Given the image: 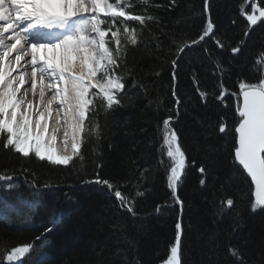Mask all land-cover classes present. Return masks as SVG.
<instances>
[{"label": "snow or ice", "instance_id": "6c2138e0", "mask_svg": "<svg viewBox=\"0 0 264 264\" xmlns=\"http://www.w3.org/2000/svg\"><path fill=\"white\" fill-rule=\"evenodd\" d=\"M179 2L0 0V150L22 161L19 168L0 170V189L16 190L18 185L14 181L19 176L24 177V183L34 194L57 187L51 180L40 183L37 172L25 166L36 162L50 170H68L77 177L88 175L91 169L92 178L80 179V186L96 185L114 201L115 214L100 217L93 225L103 239L90 241L92 255L85 254L77 264H143L138 242L130 231L143 232L140 204L151 193L150 185L161 171L172 201L182 211L185 201L180 198L179 189L189 170L199 164L198 185L209 190L211 200L206 195L205 201L213 206L214 222L227 221L205 241L210 257L218 255L219 234L230 240L244 225L237 198L230 192L238 173L250 180L249 210H264V49L248 68L251 79L237 74V91L224 85V77L232 72L231 64L225 66L222 60L212 58L206 47L202 51L219 83L212 90L202 88L199 75L195 70L192 73L202 105L209 99L223 104L228 97L234 98L236 122L228 168L219 163L220 148L212 142L210 131L215 127L218 134H226L227 121L221 116L215 125L205 126L199 116L189 112L191 100L182 98L178 90L180 60L189 50L211 40L221 50L230 48L233 57L242 53L251 31L264 25V0L241 3L239 11L246 20V28L244 38L235 45L218 34L211 0H202V20L194 38L169 29L157 11L176 8ZM189 12L191 15H182L173 24H187L195 15L194 5ZM137 51L157 58L164 53L161 64L167 63L170 68L173 103L164 109L163 118L152 120L148 116L149 112L160 113L164 101L152 96L138 71ZM168 56L172 58L167 59ZM162 71L163 67L154 75L158 77ZM182 109L185 116L191 115L196 124L205 127L202 140L194 138L189 144L179 127ZM122 110H139L146 125L154 124L151 133L147 126L138 131L155 146L156 156L154 163L137 166L127 177L104 176L102 149L105 143L113 148L112 128L117 123L116 114ZM36 206L35 200L28 201L21 216L30 219ZM166 207V201L157 203L149 214L159 215ZM53 230L54 225L45 227L34 241L16 245L6 237L0 238V264H30L29 257L47 245V236ZM184 234L183 222L177 220L174 239L161 264H187ZM225 247L229 264H245L239 246L228 243ZM129 251L133 253L131 259ZM34 264L42 262L37 258ZM214 264L222 262L217 259Z\"/></svg>", "mask_w": 264, "mask_h": 264}, {"label": "trees", "instance_id": "16d2710c", "mask_svg": "<svg viewBox=\"0 0 264 264\" xmlns=\"http://www.w3.org/2000/svg\"><path fill=\"white\" fill-rule=\"evenodd\" d=\"M156 2L167 4L168 0H156ZM246 2L247 0H211L217 32L225 36L232 45L244 38L246 20L241 16L239 8L241 3ZM193 5L195 15L188 23L174 25L175 19L182 15H191L189 8ZM201 10L202 0H180L178 7L161 8L157 11V15L162 17L163 23L177 35L187 34L188 37L194 38L201 24ZM233 21L235 24L232 23ZM203 47L209 49L212 58L222 60L225 66L231 64L232 72L224 77V85L231 91H237V74L243 73L251 79L252 74L248 68L257 57V53L264 49V25H258L251 31L246 47L237 57L232 56L230 48L221 50L213 41L208 40L201 47L189 50L180 60L178 90L182 98L191 100L189 112L199 116L205 122V126L207 123L215 125L221 116L228 123L229 131L226 134H218L215 127L210 130L212 142L220 148L219 163L222 168H228L231 166L230 153L234 142L235 101L233 97H228L223 104L215 99H209L206 105L200 103L191 79L193 70L199 75L202 88L212 90L219 83L218 78L212 75L211 62L202 51ZM159 56L160 58H157L155 55H144L142 51L135 52L137 69L144 77L152 96H159L164 101L160 113H148L152 120L163 118L164 109L172 107L173 103L170 93V68L167 63L161 64L164 53H160ZM171 58V56L167 57V59ZM129 59L131 61L132 56ZM161 67H163L161 75L155 76L154 72ZM116 119L117 123L112 128L113 148L109 149L105 143L102 149L104 168L101 174L104 176L120 174L127 177L137 166L143 168L149 163H154L155 146L148 142L146 135L138 131L139 127L147 126L151 133L154 124L146 125V118L139 110H122L116 114ZM126 121L128 124H125ZM179 127L187 136L189 144L194 138L202 140L205 134V127L196 124L191 115L185 116L183 109ZM132 161L136 162L135 165ZM21 162L16 155L0 150V170L11 171L13 168H19ZM25 166L37 172L40 183L51 180L57 187L34 194L24 183V177L19 176L14 181L18 185L16 190L0 189V238L6 237L12 245L32 242L45 227L54 225V230L47 236V245L29 257L30 264H34L37 258L42 264H77L85 254L91 256L90 241L103 239V236L95 232L94 223L100 217L115 214L114 201L109 193L96 185H86L83 188L80 186V179L92 178L91 169L88 175L77 177L68 170H50L47 165L36 162L26 163ZM198 166L197 163L189 170L185 183L179 189L178 194L185 201L182 211L180 206L172 201L162 171L150 185L151 193L140 204L141 215H144L141 221L144 230L139 234L130 231L132 238L138 242L139 258L142 259L143 264H161L166 258L174 239L177 220H181L185 227L187 264H214L217 259L222 264H229L225 247L228 243L243 250L245 264H264V210H257L254 213L249 210L252 187L249 180L239 173L234 189L230 192L237 198V208L241 210L244 225L230 240L222 233L219 234L218 255L210 257L205 241L216 234L218 228L222 229L227 221L219 224L214 222L213 206L205 201L209 190L201 189L198 185L200 178L196 170ZM136 174L138 175V172ZM30 200H35L37 206L31 218L24 219L21 213L26 210V204ZM208 200H211L210 195ZM165 201L168 207L164 208L161 214H149L152 213L155 204ZM128 256L131 259L133 253L129 251Z\"/></svg>", "mask_w": 264, "mask_h": 264}, {"label": "water", "instance_id": "95a60500", "mask_svg": "<svg viewBox=\"0 0 264 264\" xmlns=\"http://www.w3.org/2000/svg\"><path fill=\"white\" fill-rule=\"evenodd\" d=\"M248 179V178H247ZM249 180V179H248ZM249 182H250V180H249ZM251 185V184H250Z\"/></svg>", "mask_w": 264, "mask_h": 264}, {"label": "rangeland", "instance_id": "374dc122", "mask_svg": "<svg viewBox=\"0 0 264 264\" xmlns=\"http://www.w3.org/2000/svg\"><path fill=\"white\" fill-rule=\"evenodd\" d=\"M146 215H148V214H146ZM144 216V215H143Z\"/></svg>", "mask_w": 264, "mask_h": 264}]
</instances>
